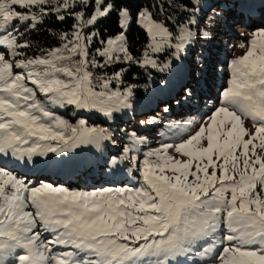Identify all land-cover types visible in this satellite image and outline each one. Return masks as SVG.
Instances as JSON below:
<instances>
[{
  "label": "snow or ice",
  "instance_id": "1",
  "mask_svg": "<svg viewBox=\"0 0 264 264\" xmlns=\"http://www.w3.org/2000/svg\"><path fill=\"white\" fill-rule=\"evenodd\" d=\"M188 4L187 23L177 30L139 12L149 43L138 59L123 32L126 7L118 12L120 33L91 51L98 35L91 29L117 10L114 0H0V161L27 163L81 145L99 150L104 141L116 143L107 129L84 121L73 126L54 109L72 106L109 118L130 109L131 87L113 86L122 83L124 69L94 70L117 63L170 69V60L160 64L153 54L171 49L181 60L197 37L211 35L192 31L201 9L195 0ZM49 15L73 17L72 31L59 35V46L27 55L28 33ZM246 43V53L230 62L219 106L193 134L147 152L142 162L127 145L111 159L113 167L129 161L138 186H36L0 163V264H170L178 257L191 264H198L194 257L202 264H264V28ZM128 139L141 142L135 132Z\"/></svg>",
  "mask_w": 264,
  "mask_h": 264
},
{
  "label": "trees",
  "instance_id": "2",
  "mask_svg": "<svg viewBox=\"0 0 264 264\" xmlns=\"http://www.w3.org/2000/svg\"><path fill=\"white\" fill-rule=\"evenodd\" d=\"M220 1L222 0H195V2L200 5L201 10L197 13L196 17L199 21V27L193 26V32H199L205 24H207V17H211V13L214 10L213 5L220 8L218 4ZM114 2L117 5V10L113 11L109 16L102 18L95 27L91 29V31L98 33L93 39L91 48L93 53H95L96 48L103 47L101 41H106L108 38L114 37L121 31L118 22V12L120 8L126 7L129 10L130 23L126 31V41L129 51L138 59L143 55L149 43V38L145 29L138 23L139 12L145 10L151 12L154 19L165 23L173 30H177L179 25L187 23L188 13L183 9L189 6L188 0H114ZM77 10H79V8ZM90 11L91 9L88 10L89 14ZM233 19L234 16L231 15V13H227L225 19H223L224 30H227L229 27L228 21ZM74 23L75 20L71 16H66L64 21L58 20L55 15L45 17L43 22L27 35V39L32 44V48L26 50L27 55L32 56L39 54L40 49L59 46V35L65 32L70 33ZM222 39L225 40L224 37H222ZM240 39L242 41L245 37H240ZM192 52H194V49ZM192 52L191 54L185 55V60H187L189 66V71L186 73L185 77L187 78L188 76L187 79L189 80L196 79L198 74L197 59L195 56L193 57L194 54ZM159 54L165 59L167 55L171 54V50ZM227 56L231 57L230 53H228ZM97 59H101L102 62V58L97 57ZM121 69H124L122 83L114 82L113 86L131 87L134 95L133 97L140 99L135 114L122 115L121 112H116L114 116L109 118L99 113L90 117L83 112H77V116L71 117L69 120L70 124L73 126H78L80 121H84L85 125L107 129L119 144L118 148H110L109 145L111 141H104L99 150L95 145L88 144L86 147L81 145L74 151L42 157L44 160H41L36 166L32 164H27L25 166L17 164L20 169H16V172L19 170V172L27 174L31 179L39 177L38 179L41 181L36 183V186L44 182H54V184L58 186L86 191H92L102 187L116 188L138 186L137 180L139 179V173L132 172L129 174V168L131 167L130 162L124 161L116 167H113L110 163L111 159L113 157L119 158L123 154L124 146L127 145L133 148V151L129 153V155L137 156L138 160L142 162L145 156L144 151H142L143 157H140L135 152V150L139 148L138 146L142 145V141L133 145L128 139L131 135L130 129L132 130L135 127L138 131L140 127L137 128V125H139L137 120L142 115L147 117V119L150 117H164L166 113L164 107H169L174 102L182 100L184 96L188 95V92L193 86L191 84L188 85V82L183 79L181 74L172 72L165 73L164 71L142 66L141 64L117 63L106 69L94 71H96L97 74L107 72L108 75H112L114 72L120 71ZM164 94L171 96L169 102L164 100ZM173 96L177 98L172 99ZM212 101L213 100L209 97H203L202 102L197 101L199 107L192 109L191 113H187L186 115H198L201 109L205 107L203 105H206V102ZM83 117H85V119H83ZM66 121L68 122V120ZM122 126H125V128ZM161 127L164 128V126ZM158 130L159 129L156 131ZM153 134L155 137L159 136V133ZM147 135L148 133L143 132L137 137L141 139L148 137ZM15 164L16 163L8 164V167L14 168L16 167ZM89 166L91 167L88 170ZM96 166L99 168V171H97L98 173L95 177H91V173L97 170ZM44 170H49L52 176L45 174L38 176V173ZM80 171L84 174L85 179H79L77 181L67 179L71 174H76ZM106 172L111 175L113 174L115 179L110 180L104 177ZM54 175H62L61 177L64 178H52ZM69 249L70 248L63 250ZM198 264H202V262Z\"/></svg>",
  "mask_w": 264,
  "mask_h": 264
},
{
  "label": "rangeland",
  "instance_id": "3",
  "mask_svg": "<svg viewBox=\"0 0 264 264\" xmlns=\"http://www.w3.org/2000/svg\"><path fill=\"white\" fill-rule=\"evenodd\" d=\"M237 0H222L218 4L220 5V8H217L216 5H213V11L211 13V17H207V24L201 29V30H208L210 31L211 35L208 38L207 41L204 39L197 37L196 42L189 46L188 51H186L184 54H182L183 58L181 60H176L172 57V55H167L165 59L161 56V54H153L154 58L158 59V62L160 64H164L165 62H168L169 60L172 63V67L168 70H165L164 72H172L175 74H181L182 77H184V80L186 79V73L189 71V66L187 63V60H185L186 54H191V52L194 49V52H192L193 57L195 56L197 59V71L198 74L196 76V79L186 81L188 82V85H192L193 88H191V95L184 96L181 101H177L173 104H171L169 107L165 106V108L168 109V111L164 114V117H157L158 120L154 124H142L141 122H146L148 119L144 115L140 116L137 120L138 124L137 128L138 131L135 129V127L131 130L130 134L135 132L136 136L142 134L143 132L148 133V137L141 138L142 145H139L138 149H134L136 154H138L140 157L142 156V151L146 154L149 151H153L155 149H159L162 144L164 143H179L182 139H187L189 135L193 134L201 123H203L208 116L211 115L212 111L215 107H218L220 104V94L223 90V88L227 87V81L230 74V67L229 63L233 58L240 57L244 55L247 51L248 45L247 41L251 39V33L254 31L264 28V11L256 14L255 16H251L249 18H245L244 16L239 17L238 21L234 18L232 21H229L230 28L227 30L223 29V19H225L227 13H231V15H237L238 6H235ZM252 1V0H251ZM264 1V0H261ZM255 3L252 2L247 3V7L245 8V11H251V8L254 6H257L258 4L261 6L262 2L260 0H255ZM264 4V2H263ZM240 12H242L240 10ZM239 15V14H238ZM156 20V19H155ZM159 21V20H157ZM161 22V21H159ZM130 23V19H129ZM139 23V20H138ZM163 23V22H162ZM140 24V23H139ZM141 25V24H140ZM129 26V24H128ZM128 27L123 29V32L125 34L126 38V31ZM120 33V32H119ZM118 33V34H119ZM197 33V32H194ZM222 33V34H221ZM222 37L225 38V40H222ZM240 37H245L242 41L245 42V46L243 48L240 47V44L242 43ZM113 38V37H110ZM169 49L168 51H170ZM172 51V50H171ZM230 53V56H227V54ZM37 55V54H35ZM31 56V55H30ZM34 56V55H32ZM143 56V55H142ZM142 56L140 59H142ZM226 57H230L225 59ZM125 64V63H122ZM130 64V63H127ZM151 67V66H148ZM202 69V71H201ZM159 70V69H158ZM187 84V83H186ZM119 87L121 91H124L125 89L129 88V86H114ZM161 89V88H160ZM131 97V104L132 107L130 109H123L121 111L122 115H128V114H135L136 109L139 105V98ZM203 97H209L212 102H206V105H203L201 109V112L198 113L196 116H187V113H191V110L194 108L199 107L197 101L202 102ZM171 96L167 95L164 96V100L169 102ZM177 97L173 96L172 99H176ZM56 115L60 116L61 118L68 120V123L70 124L69 120L71 117L77 116V112H83L87 114L88 116H93L94 114H97L99 112L96 111H87V110H77L72 106H69L67 108H57L54 109ZM116 113V112H115ZM112 116H114V114ZM102 114V113H99ZM172 115V116H171ZM151 118V117H150ZM85 119V117H83ZM245 125L248 128H252V122L250 120L245 121ZM88 126V125H86ZM133 126V125H131ZM161 126H164L162 128ZM92 127V126H88ZM125 128V126H122ZM159 129L158 131H156ZM153 133H159V136H153ZM153 139V140H150ZM86 147L87 145H82ZM110 148L115 149L118 148L119 144L116 143H110ZM170 155L178 156L174 152L173 149L169 150ZM48 155H55L54 153H49ZM182 158V157H178ZM44 160L42 157H34L32 161L30 162H20L19 165H38V163ZM56 160V159H53ZM0 163H6L11 164L14 163L9 160H2ZM15 169L19 166L17 163L15 164ZM91 166L88 167V170ZM96 171L91 173V177H95L97 175V171H99V168L96 166ZM38 171V170H37ZM36 171V172H37ZM35 172V171H34ZM42 173V174H41ZM18 175H24L27 176V178L35 185L38 183L39 177H35L31 179L27 174H23L17 171ZM48 175L52 176L51 172L49 170H44L43 172H39L38 176L40 175ZM60 175H54L52 178H63L59 177ZM104 177L111 179H115V176L112 174H109L106 172L104 174ZM68 180H74L77 181L79 179H85L84 174L80 171L76 174H71L68 178ZM124 181V180H122ZM131 181V179H130ZM44 183H51L54 186H58L54 184V182H44ZM230 195V194H229ZM222 234V233H218ZM47 236V234H45ZM63 251V248L58 249ZM73 250V249H69ZM194 259L199 263V258ZM190 261L185 260L183 257H178L175 261H170V264H190Z\"/></svg>",
  "mask_w": 264,
  "mask_h": 264
},
{
  "label": "bare ground",
  "instance_id": "4",
  "mask_svg": "<svg viewBox=\"0 0 264 264\" xmlns=\"http://www.w3.org/2000/svg\"><path fill=\"white\" fill-rule=\"evenodd\" d=\"M254 1H255V0H252V1L249 0V2H252L253 4L255 3ZM260 2H262V1L260 0ZM257 6H260V5L258 4Z\"/></svg>",
  "mask_w": 264,
  "mask_h": 264
},
{
  "label": "clouds",
  "instance_id": "5",
  "mask_svg": "<svg viewBox=\"0 0 264 264\" xmlns=\"http://www.w3.org/2000/svg\"><path fill=\"white\" fill-rule=\"evenodd\" d=\"M185 81H186V79H185Z\"/></svg>",
  "mask_w": 264,
  "mask_h": 264
}]
</instances>
